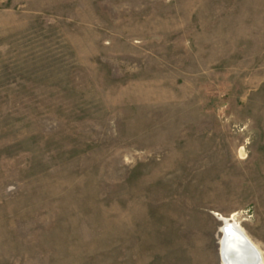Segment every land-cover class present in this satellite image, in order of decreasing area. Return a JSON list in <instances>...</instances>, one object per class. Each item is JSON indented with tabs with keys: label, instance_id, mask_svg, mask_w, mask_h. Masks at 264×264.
<instances>
[{
	"label": "rangeland",
	"instance_id": "1",
	"mask_svg": "<svg viewBox=\"0 0 264 264\" xmlns=\"http://www.w3.org/2000/svg\"><path fill=\"white\" fill-rule=\"evenodd\" d=\"M222 218L264 260V0H0V264H222Z\"/></svg>",
	"mask_w": 264,
	"mask_h": 264
},
{
	"label": "water",
	"instance_id": "2",
	"mask_svg": "<svg viewBox=\"0 0 264 264\" xmlns=\"http://www.w3.org/2000/svg\"><path fill=\"white\" fill-rule=\"evenodd\" d=\"M241 251L249 254L247 261L243 259ZM219 254L226 264H258L259 260L256 250L245 238L228 231L221 234Z\"/></svg>",
	"mask_w": 264,
	"mask_h": 264
},
{
	"label": "bare ground",
	"instance_id": "3",
	"mask_svg": "<svg viewBox=\"0 0 264 264\" xmlns=\"http://www.w3.org/2000/svg\"><path fill=\"white\" fill-rule=\"evenodd\" d=\"M240 153L243 154V150L242 149L240 150ZM222 220H223L222 221L223 224L221 226V234H222V232L228 231V232H231V233H234V234L237 233L238 235H240L243 238H245L249 242V244L256 250L257 255L259 256L258 264H264V260L261 257L258 248L253 244V242L248 238V236H246V234L240 229V227L235 222L231 221L230 218H222ZM241 253L243 255V259L245 261H247L248 258L250 257L249 254H247V252L245 254L242 251H241ZM221 262H222V264H226L223 260H221Z\"/></svg>",
	"mask_w": 264,
	"mask_h": 264
}]
</instances>
